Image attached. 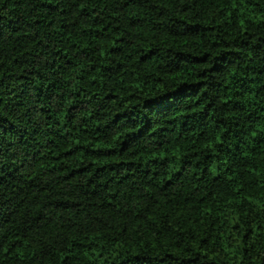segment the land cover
Returning <instances> with one entry per match:
<instances>
[{
	"label": "trees",
	"instance_id": "obj_1",
	"mask_svg": "<svg viewBox=\"0 0 264 264\" xmlns=\"http://www.w3.org/2000/svg\"><path fill=\"white\" fill-rule=\"evenodd\" d=\"M0 264H264V0H0Z\"/></svg>",
	"mask_w": 264,
	"mask_h": 264
}]
</instances>
